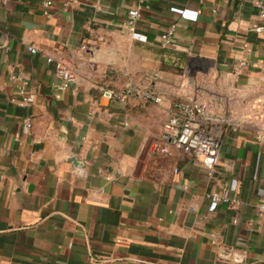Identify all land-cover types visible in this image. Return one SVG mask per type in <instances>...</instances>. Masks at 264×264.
Wrapping results in <instances>:
<instances>
[{"label": "crops", "instance_id": "obj_1", "mask_svg": "<svg viewBox=\"0 0 264 264\" xmlns=\"http://www.w3.org/2000/svg\"><path fill=\"white\" fill-rule=\"evenodd\" d=\"M64 1L0 0V264H264V35L252 3L148 0L129 32L136 0ZM57 63L75 71L64 91ZM13 77L30 107L16 104ZM128 84L162 103L101 96ZM190 99L241 121L212 169L165 136L173 102Z\"/></svg>", "mask_w": 264, "mask_h": 264}, {"label": "built area", "instance_id": "obj_2", "mask_svg": "<svg viewBox=\"0 0 264 264\" xmlns=\"http://www.w3.org/2000/svg\"><path fill=\"white\" fill-rule=\"evenodd\" d=\"M249 1L252 3L259 20L257 31L264 35V0ZM75 2L76 0H65L62 4L64 7H68ZM50 9V1L41 3L42 13L46 17L50 16ZM148 9V0H136L123 22V27L129 32L134 31L136 24ZM174 32L175 25H171L167 32L160 37L162 45H169L173 41ZM262 48L264 50V40ZM28 50L32 54L36 53V48L33 46L28 47ZM50 61L51 59H47V62ZM240 66L245 67L246 63L241 62ZM56 75L61 82L57 87L59 91L68 89L69 85L75 80V71L63 63L56 64ZM13 80L18 82L16 104L21 107H30L34 102V98L27 91L26 81L20 77H13ZM101 96L108 101L126 102L134 98L155 105L162 103V97L154 90L133 84H128L120 90L103 88L101 89ZM166 125L165 136L172 137L176 148L194 158L203 157L205 165L212 169L224 135L227 132H238L241 128V121L230 113L210 111L201 101L190 99L188 101L173 102ZM25 126L30 128L29 119L25 120ZM254 136L256 142H264V124L257 129ZM212 197L215 202L220 201L218 196L213 195ZM256 209L258 216L264 218V201L258 203Z\"/></svg>", "mask_w": 264, "mask_h": 264}]
</instances>
